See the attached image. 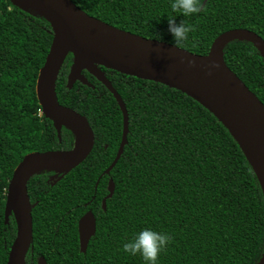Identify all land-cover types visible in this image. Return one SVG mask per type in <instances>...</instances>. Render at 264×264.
<instances>
[{"label": "trees", "instance_id": "trees-1", "mask_svg": "<svg viewBox=\"0 0 264 264\" xmlns=\"http://www.w3.org/2000/svg\"><path fill=\"white\" fill-rule=\"evenodd\" d=\"M87 15L144 38L195 55L208 53L220 34L245 29L264 41V0H207L204 11L183 17L169 0H70ZM194 26L189 39L173 44L167 18ZM52 41L40 16L0 0V264L15 237L4 206L13 170L32 152L71 149L72 134L60 140L44 118L35 87ZM228 69L264 105V61L252 44L228 43ZM66 57L55 83L57 102L88 121L94 135L89 156L52 180L41 171L27 183L32 241L26 264H146L122 251V244L150 227L172 239L157 264H258L264 252V197L239 146L223 125L185 94L154 82L100 68L128 114L127 144L108 175L118 150L121 112L107 89L83 72L91 87H66L72 67ZM109 180L114 185L107 195ZM90 211L96 230L79 251L77 223Z\"/></svg>", "mask_w": 264, "mask_h": 264}, {"label": "water", "instance_id": "water-1", "mask_svg": "<svg viewBox=\"0 0 264 264\" xmlns=\"http://www.w3.org/2000/svg\"><path fill=\"white\" fill-rule=\"evenodd\" d=\"M8 1L24 13L42 17L50 25L52 41L37 76L36 99L42 115L52 123L58 140L61 129L65 128L72 134L73 143L66 151L29 153L13 170L6 190L4 224H8L11 215L15 223V237L6 264H26L25 258L32 241L31 211L34 207L27 194L29 179L41 171L52 172V180L64 176L89 156L94 145V135L86 118L61 106L56 100L55 83L68 54L72 55L73 64L66 87L71 89L76 82L88 86L82 74L86 71L113 96L121 112L120 144L104 175L113 169L127 144L128 114L122 99L100 68L175 89L206 109L239 146L264 197V105L228 69L223 58V50L228 43L241 41L252 44L264 61V41L258 35L245 29L226 31L215 38L208 53L201 56L110 26L87 15L70 0ZM189 60L192 61L191 67L187 65ZM211 63L217 67L207 74V66ZM76 135L80 137L78 142ZM245 148L251 153L253 164L246 156ZM107 191L101 202L103 210L114 191L111 180ZM95 230V219L87 211L77 223L81 253H85ZM263 256L264 252L261 259ZM36 264L46 263L40 257Z\"/></svg>", "mask_w": 264, "mask_h": 264}, {"label": "clouds", "instance_id": "clouds-1", "mask_svg": "<svg viewBox=\"0 0 264 264\" xmlns=\"http://www.w3.org/2000/svg\"><path fill=\"white\" fill-rule=\"evenodd\" d=\"M169 6L172 12H179L183 17L202 13L204 11V0H169ZM167 32L172 38L173 44L189 39V33L193 32L194 26L183 20L176 22L175 17L167 18ZM161 36L157 39L160 41ZM189 67L192 61H187ZM208 67L210 74L217 65L211 63ZM172 237L163 231H156L150 227L140 230L132 238L122 244V251L130 256H136L138 253L146 264H157L158 255L162 253L166 246L171 242Z\"/></svg>", "mask_w": 264, "mask_h": 264}, {"label": "bare ground", "instance_id": "bare-ground-1", "mask_svg": "<svg viewBox=\"0 0 264 264\" xmlns=\"http://www.w3.org/2000/svg\"><path fill=\"white\" fill-rule=\"evenodd\" d=\"M79 138H80L79 135H76V137H75L76 142L79 141ZM245 153H246V156L248 157V159L250 160V162L253 164V158H252V155H251V153L249 152L248 149L246 150V148H245ZM259 264H264V256H263V258L261 259V261L259 262Z\"/></svg>", "mask_w": 264, "mask_h": 264}, {"label": "flooded vegetation", "instance_id": "flooded-vegetation-1", "mask_svg": "<svg viewBox=\"0 0 264 264\" xmlns=\"http://www.w3.org/2000/svg\"><path fill=\"white\" fill-rule=\"evenodd\" d=\"M83 72H86V71H83ZM83 72H82V74H83ZM87 73V72H86ZM68 76V75H67ZM83 76H84V78L86 79V81H87V83H88V86L89 87H91V85L89 84V82H88V80H87V78L85 77V75L83 74ZM59 176H57L56 178H54V181H57V178H58Z\"/></svg>", "mask_w": 264, "mask_h": 264}]
</instances>
